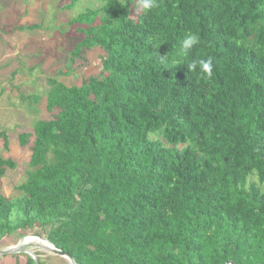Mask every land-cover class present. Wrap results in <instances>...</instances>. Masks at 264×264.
Here are the masks:
<instances>
[{
	"label": "trees",
	"instance_id": "1",
	"mask_svg": "<svg viewBox=\"0 0 264 264\" xmlns=\"http://www.w3.org/2000/svg\"><path fill=\"white\" fill-rule=\"evenodd\" d=\"M158 2L70 20L73 61L100 50L102 74L49 80L60 112L19 136L31 171L20 198L0 193V244L43 238L77 264H264V0ZM187 33L200 42L184 57ZM209 58L211 77L185 65ZM16 168L0 153V180Z\"/></svg>",
	"mask_w": 264,
	"mask_h": 264
},
{
	"label": "rangeland",
	"instance_id": "2",
	"mask_svg": "<svg viewBox=\"0 0 264 264\" xmlns=\"http://www.w3.org/2000/svg\"><path fill=\"white\" fill-rule=\"evenodd\" d=\"M0 0V147L1 155L16 162L0 180V193L8 199L22 196L17 188L25 183L31 171L32 144L22 147L19 136L33 133L37 120H52L60 110L49 112V80L58 79L67 86H82L92 76L102 74L104 52L93 50L74 59L72 51L80 36L70 27V20L87 9H97L104 0ZM136 4V0H132ZM141 12L133 10V19ZM39 26L21 31L23 26ZM36 98H40L37 103ZM10 140L5 149L2 133ZM32 143L34 140L31 141ZM28 239L26 242L31 241ZM23 242L13 236L0 244V250ZM44 264H71L65 258L35 248ZM0 264H26L20 256L3 257Z\"/></svg>",
	"mask_w": 264,
	"mask_h": 264
},
{
	"label": "clouds",
	"instance_id": "3",
	"mask_svg": "<svg viewBox=\"0 0 264 264\" xmlns=\"http://www.w3.org/2000/svg\"><path fill=\"white\" fill-rule=\"evenodd\" d=\"M156 7H159L158 0H136L135 11L137 13L144 12L147 14L150 10ZM199 42L198 35L194 33L185 34V36L179 41L178 54L184 57L188 56L194 47L199 44ZM158 57L162 64L166 63L168 60V55H160L159 52ZM185 65L188 67L191 73L199 67L200 72L205 74L207 77H211L213 74V63L211 58L207 60H192L190 63Z\"/></svg>",
	"mask_w": 264,
	"mask_h": 264
},
{
	"label": "water",
	"instance_id": "4",
	"mask_svg": "<svg viewBox=\"0 0 264 264\" xmlns=\"http://www.w3.org/2000/svg\"><path fill=\"white\" fill-rule=\"evenodd\" d=\"M27 239H39V240L45 242L46 244H30V243L26 242ZM35 248H38L41 250H46L52 254H55L56 256H60L62 258H65L66 260L71 262V264H77L75 259L70 254L65 253L64 251L56 248L48 240L43 239V238H39V237H34V236L24 238L23 242L17 246L10 247V248L4 249V250H0V258L10 256V255L27 254L34 259L36 264H38L39 258L35 254V252L33 251ZM231 264H233V263H231Z\"/></svg>",
	"mask_w": 264,
	"mask_h": 264
},
{
	"label": "bare ground",
	"instance_id": "5",
	"mask_svg": "<svg viewBox=\"0 0 264 264\" xmlns=\"http://www.w3.org/2000/svg\"><path fill=\"white\" fill-rule=\"evenodd\" d=\"M28 240V239H27ZM26 240V241H27ZM27 243H30V244H46L45 242L39 240V239H32L31 241L27 242Z\"/></svg>",
	"mask_w": 264,
	"mask_h": 264
}]
</instances>
